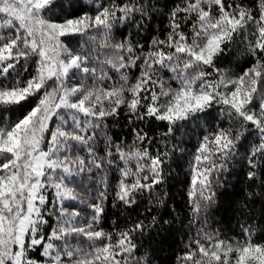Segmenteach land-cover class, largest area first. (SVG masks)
Instances as JSON below:
<instances>
[{
  "label": "snow or ice",
  "instance_id": "6c2138e0",
  "mask_svg": "<svg viewBox=\"0 0 264 264\" xmlns=\"http://www.w3.org/2000/svg\"><path fill=\"white\" fill-rule=\"evenodd\" d=\"M73 7L72 0H0V264H40L30 255L36 249H41L43 264H140L133 234L143 231L142 222L106 232L98 227L102 202L91 205L94 214L84 223L79 222V212L62 206L64 200L78 199L65 179L85 169L83 158L62 153L71 152L75 142L87 148L95 164L94 130L106 117L118 116L121 108L130 121L166 123L164 135L198 123L214 105L241 122L242 131L235 136L230 127L218 126L196 149L188 191L193 215L200 212V200L212 199L214 174L225 167L249 125L259 141L249 164L255 168L253 158H264V0H258V15L226 0H182L171 13L166 39L153 38L147 51L138 42L114 38V30L145 11L133 0L99 4L94 15L76 16ZM181 20L188 32L182 30ZM242 34L254 63L242 74L229 76L215 60ZM76 35L86 39L70 49L62 38ZM33 57L34 73L22 77L17 66L28 73L27 61ZM136 68L133 81L129 70ZM72 78L79 83L69 86ZM147 139L146 132L137 131L133 144ZM114 148L124 164L116 199L132 206L137 193L151 192L163 183L162 156L167 153L153 156L146 148ZM248 175L252 178L255 172ZM48 188L55 190L53 203L61 207L46 234ZM253 236L249 228L243 240L198 233L179 260L264 264V242H255Z\"/></svg>",
  "mask_w": 264,
  "mask_h": 264
},
{
  "label": "trees",
  "instance_id": "16d2710c",
  "mask_svg": "<svg viewBox=\"0 0 264 264\" xmlns=\"http://www.w3.org/2000/svg\"><path fill=\"white\" fill-rule=\"evenodd\" d=\"M67 2V0H65ZM111 0H72V12L79 16L83 14L94 15L97 5L107 6ZM120 0H117L119 3ZM128 3L129 0H123ZM144 12H137L133 19L114 30L116 41L129 39L133 44L143 45L147 51L153 38L166 39L170 31L169 24L172 11L182 3V0H133ZM233 4H241L253 10L258 15V0H226ZM216 9L213 8L215 13ZM183 13L180 17H183ZM182 23V30L189 31L187 25ZM251 31V25H249ZM70 49H77L85 41V37L68 36L62 38ZM226 51L215 60L216 67L229 76H238L249 68L254 59L248 51L247 41L243 34L233 43L226 45ZM35 60L27 61L28 73L17 66V72L23 76L34 73ZM24 61H21L23 64ZM211 71V69H206ZM139 69L129 70L130 77L138 75ZM115 80V74L111 71ZM165 72V78L168 77ZM21 77V78H22ZM213 77H210V79ZM51 83V82H50ZM79 80L72 78L69 86L78 84ZM88 84L92 81L89 79ZM173 86L175 84L173 82ZM126 109L121 108L118 116L106 117L101 126L94 130L95 139L91 146L95 153V164L90 163L93 157L89 155L84 146H75L71 152L62 153L72 157L80 156L85 161L84 171L66 178L65 183L72 188L78 196L76 200H64L62 206L68 211L80 213V223L91 220L92 204L101 203L104 208L98 227L106 232H119L132 227L138 222L144 225L143 231L133 234L136 245L135 256L140 264H181L179 258L188 250L187 246L199 234H215L220 239L243 240L244 229L253 231L255 242H264V158L259 155L253 158L257 166L252 168L249 164L251 150L258 138L251 125L243 130L240 140L237 141L232 155L224 161L225 167L214 174L211 186L212 199L200 200V212L193 215V205L189 200L188 191L191 179L190 163L200 142L205 135L216 131L218 126L231 128L233 136L241 132V122L230 119L221 112L220 105H214L198 123H188L171 135L167 132L164 122L154 119L135 120L125 114ZM5 116V120L11 116ZM55 125L53 124L52 127ZM142 130L148 134L143 143L136 141L137 131ZM93 130H89L92 134ZM109 145L112 155H108ZM115 145H120L124 151L135 150L136 147L146 148L153 156L167 153L162 156L164 181L151 192L145 191L136 194V203L127 206L116 199L118 183L121 179L119 168L124 164L115 152ZM47 150V144L42 145ZM112 161L110 164L109 161ZM96 164L100 166L97 167ZM131 167H135L134 164ZM255 172L250 178L248 173ZM104 198L101 201V194ZM48 205L46 218L49 223L45 233H49L56 224L61 204H54L55 190L46 191ZM75 242V240L73 241ZM80 242L84 247L88 241L83 237ZM41 249H36L30 255L34 260L43 264L40 256Z\"/></svg>",
  "mask_w": 264,
  "mask_h": 264
}]
</instances>
